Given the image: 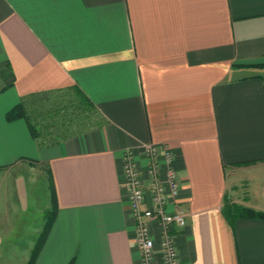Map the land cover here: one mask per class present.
Segmentation results:
<instances>
[{"label": "crops", "instance_id": "obj_1", "mask_svg": "<svg viewBox=\"0 0 264 264\" xmlns=\"http://www.w3.org/2000/svg\"><path fill=\"white\" fill-rule=\"evenodd\" d=\"M74 88L99 126L40 148L5 118L23 97ZM149 147L159 181L178 182L167 209L186 213L176 264H264V220L223 213L225 197L264 211V0H0V167L43 163L56 195L33 264L141 263L125 155L149 206ZM160 230L151 221L154 264ZM16 236L0 235V256L26 264L34 241Z\"/></svg>", "mask_w": 264, "mask_h": 264}, {"label": "trees", "instance_id": "obj_2", "mask_svg": "<svg viewBox=\"0 0 264 264\" xmlns=\"http://www.w3.org/2000/svg\"><path fill=\"white\" fill-rule=\"evenodd\" d=\"M5 118L7 121L23 118L40 148L99 126L103 121V117L95 105L77 88L71 91L36 93L23 97L6 112ZM26 160L30 163L33 162L30 159ZM48 174L52 191V204L44 210L43 216L46 220L43 232L27 264H33L39 246L44 240L55 214L56 195L49 169ZM223 213L230 222L238 217L264 220V211L233 203L226 197L224 198ZM72 262L73 260L69 264Z\"/></svg>", "mask_w": 264, "mask_h": 264}, {"label": "built area", "instance_id": "obj_3", "mask_svg": "<svg viewBox=\"0 0 264 264\" xmlns=\"http://www.w3.org/2000/svg\"><path fill=\"white\" fill-rule=\"evenodd\" d=\"M146 152L151 173L147 186L151 194L149 206H145V188L140 181L132 157L128 153L125 155L129 204L135 220L136 239L142 255L140 264H154V244L150 235L151 221L160 223V247L164 264H176V252L171 231L174 226L182 227L186 224V213L181 206L175 207L172 211L167 208L170 204H175L171 199H176L178 195V182L174 172L170 170L166 188L156 176L155 150L153 147H149Z\"/></svg>", "mask_w": 264, "mask_h": 264}, {"label": "rangeland", "instance_id": "obj_4", "mask_svg": "<svg viewBox=\"0 0 264 264\" xmlns=\"http://www.w3.org/2000/svg\"><path fill=\"white\" fill-rule=\"evenodd\" d=\"M47 176L43 163L31 164L22 160L6 168L0 167V235L9 233L10 237L15 234L18 238L24 233L27 238L30 236L34 242L31 246L33 248L29 249V258L39 243L40 235L43 232L46 220L43 213L46 205L49 204L50 207L52 204V191ZM5 193L9 194V201L5 200ZM19 193H27L30 205L27 209L22 210L19 207L20 203H23L22 199H18ZM24 222H27V227L33 229L34 232H28L30 230L28 228L27 231H24ZM18 225L19 228H17ZM3 253L6 254V252ZM0 260V264H7V262H9L8 264H15L13 262L19 260V255L11 252L10 256L4 260L0 256Z\"/></svg>", "mask_w": 264, "mask_h": 264}]
</instances>
